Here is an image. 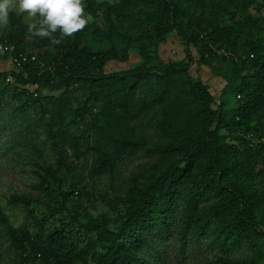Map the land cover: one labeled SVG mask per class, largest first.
Segmentation results:
<instances>
[{
	"label": "trees",
	"instance_id": "obj_1",
	"mask_svg": "<svg viewBox=\"0 0 264 264\" xmlns=\"http://www.w3.org/2000/svg\"><path fill=\"white\" fill-rule=\"evenodd\" d=\"M82 3L92 19L71 36H34L15 10L0 27V118L53 155L26 143L27 191L6 196L21 224L0 208L7 264H154L160 242L204 238L205 264H264V0ZM169 39L181 59L161 58ZM192 67L220 79L216 95ZM86 177L109 181V213L89 210Z\"/></svg>",
	"mask_w": 264,
	"mask_h": 264
},
{
	"label": "rangeland",
	"instance_id": "obj_2",
	"mask_svg": "<svg viewBox=\"0 0 264 264\" xmlns=\"http://www.w3.org/2000/svg\"><path fill=\"white\" fill-rule=\"evenodd\" d=\"M114 1V0H109ZM18 13V9H14ZM38 16V15H37ZM37 16H29L27 13L24 17L25 21L31 24H36ZM2 30H0V35ZM159 54L163 60L175 59L179 60L183 56L181 47L177 41L174 39H169L166 45L162 46L159 50ZM136 62V56H133L129 64H118L115 62L108 63L105 71H113L121 68H125ZM8 64L6 62L0 61V69H7ZM193 75L198 73V76L208 83L211 88L212 94L216 95L221 88L222 84L220 79L213 78L210 70L208 68H196L192 67ZM7 112L11 111V107L6 109ZM10 117L6 113L1 114L0 118V135L5 137V140L0 138V208L3 213L8 217V221L12 226L17 227L21 224L23 219L22 210L15 205L8 204L6 201V196L11 192H26V187L23 185L28 184L30 181L29 175L32 169L33 162L32 158L35 157L34 151L29 146L31 144L35 145L38 149L42 151V161L48 164L52 163L53 155L49 152L47 145L44 142V137L38 131L36 133L24 132L23 135L27 134L29 137L28 141L30 145L27 146V140L24 138L21 142L20 137L17 136V131L10 124ZM5 123V124H3ZM21 123V121H19ZM10 131L12 137L7 140V132ZM22 135V136H23ZM21 136V137H22ZM87 190L92 193L91 200H95L94 203L89 207V210L93 214H98L102 212L109 213L106 206L100 202L99 195H103L108 189V180L105 178L90 179L86 177ZM117 184V182H115ZM110 192V191H109ZM111 193V192H110ZM112 195V193H111ZM112 213L109 215L111 216ZM168 239V238H167ZM159 252L161 257L156 254ZM217 253L216 248L212 244L210 238H204L199 243H189L186 249L179 253L178 250L169 245V242H160L159 246L150 253L146 258L148 261L154 264H205L207 261L211 260L213 256ZM236 257L243 256L244 251L234 253ZM8 262V248L7 244L4 242L3 237L0 233V264H7Z\"/></svg>",
	"mask_w": 264,
	"mask_h": 264
},
{
	"label": "clouds",
	"instance_id": "obj_3",
	"mask_svg": "<svg viewBox=\"0 0 264 264\" xmlns=\"http://www.w3.org/2000/svg\"><path fill=\"white\" fill-rule=\"evenodd\" d=\"M14 9L39 16L38 26H28L29 33L38 37H50L58 30L63 36H71L92 19L84 14L82 0H0V27L9 23V13ZM51 43L59 41L53 38Z\"/></svg>",
	"mask_w": 264,
	"mask_h": 264
},
{
	"label": "built area",
	"instance_id": "obj_4",
	"mask_svg": "<svg viewBox=\"0 0 264 264\" xmlns=\"http://www.w3.org/2000/svg\"><path fill=\"white\" fill-rule=\"evenodd\" d=\"M4 51V50H3ZM11 60V59H10ZM11 62L13 63V66L16 68V69H19L21 68V66L25 63V58H21V60L17 59V58H13L11 60Z\"/></svg>",
	"mask_w": 264,
	"mask_h": 264
}]
</instances>
